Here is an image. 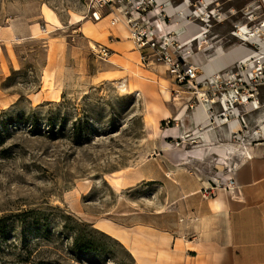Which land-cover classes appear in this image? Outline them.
Instances as JSON below:
<instances>
[{
  "label": "rangeland",
  "instance_id": "1",
  "mask_svg": "<svg viewBox=\"0 0 264 264\" xmlns=\"http://www.w3.org/2000/svg\"><path fill=\"white\" fill-rule=\"evenodd\" d=\"M142 2L139 30L174 61L192 64L231 46L258 58L222 70L214 89L215 75L198 66L195 80L179 83L156 52L136 47L123 18L110 25ZM125 7L103 8L94 21L87 0H0V264H137L105 233L110 227L137 230L130 225L142 211L161 213L170 228L169 179L199 178L213 196L264 147L263 3ZM113 36L125 58L102 60L96 50ZM210 128L224 132L204 137ZM149 163L164 168L166 186L135 181Z\"/></svg>",
  "mask_w": 264,
  "mask_h": 264
},
{
  "label": "crops",
  "instance_id": "2",
  "mask_svg": "<svg viewBox=\"0 0 264 264\" xmlns=\"http://www.w3.org/2000/svg\"><path fill=\"white\" fill-rule=\"evenodd\" d=\"M260 1L264 5V0ZM107 42L108 61L114 57L123 60L125 44L114 36ZM237 49L228 47L214 57L196 56L191 63L206 76H216L247 56ZM180 90L178 86L171 91L178 98ZM204 114V106L193 113L194 128ZM223 132L210 128L202 135L213 139ZM165 177L162 166L149 163L140 167L135 181L164 187ZM229 178L235 188L219 190L210 197L202 192L209 183L199 178L184 174L171 178L164 199L170 205V228L163 226L161 213L140 211L137 222L130 225L137 230L110 227L105 233L120 241L137 264H264V147L253 148Z\"/></svg>",
  "mask_w": 264,
  "mask_h": 264
},
{
  "label": "built area",
  "instance_id": "3",
  "mask_svg": "<svg viewBox=\"0 0 264 264\" xmlns=\"http://www.w3.org/2000/svg\"><path fill=\"white\" fill-rule=\"evenodd\" d=\"M88 1V7L91 11V16L94 19V21L100 20V11L103 8L109 7L113 8L114 6L124 7L126 8V4L130 2V0H87ZM148 7V5L145 2H142V4L137 8L135 11H128L126 10L123 12V15H115L110 21L111 26H116L121 18H123V21L128 28L129 34L131 39L133 40L134 44L139 50L148 49L152 52H156L155 56L158 62H161L164 64L169 73L174 76L175 80L179 83H183L184 81L187 83H190L191 81L195 80L198 77V68L197 66L185 62L174 61V59L167 53H165L164 45L157 47V42L154 40V38L149 35L147 32H144L143 30H139V24H140V18L142 17V12ZM98 56L102 60H107L109 58V50L105 46H99V49L96 50ZM140 59L142 62L146 61L145 55L140 56ZM183 63V64H182ZM210 86L211 88H215L216 82L220 81V76H215L210 80ZM198 85V84H197ZM235 94H238V89L233 88ZM235 188V184L233 179H229L227 185L225 186V189L227 190H233Z\"/></svg>",
  "mask_w": 264,
  "mask_h": 264
},
{
  "label": "bare ground",
  "instance_id": "4",
  "mask_svg": "<svg viewBox=\"0 0 264 264\" xmlns=\"http://www.w3.org/2000/svg\"><path fill=\"white\" fill-rule=\"evenodd\" d=\"M82 20V19H81ZM79 22V21H78ZM242 51L243 50H241V49H237V51L236 52H238V53H242ZM230 52V51H229ZM223 54V53H222ZM244 54V53H243ZM247 56H249L250 58H255V57H257L258 58V53H255V52H250V53H248L247 54ZM245 56H243L242 57V61L244 62L245 61V58H244ZM255 108H257V107H255Z\"/></svg>",
  "mask_w": 264,
  "mask_h": 264
},
{
  "label": "trees",
  "instance_id": "5",
  "mask_svg": "<svg viewBox=\"0 0 264 264\" xmlns=\"http://www.w3.org/2000/svg\"><path fill=\"white\" fill-rule=\"evenodd\" d=\"M0 233H3V230H0ZM84 249V248H83Z\"/></svg>",
  "mask_w": 264,
  "mask_h": 264
}]
</instances>
